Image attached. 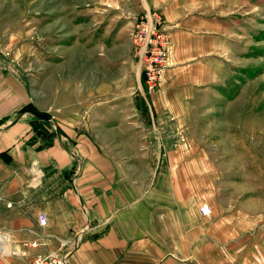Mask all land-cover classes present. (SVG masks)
<instances>
[{"label": "rangeland", "instance_id": "374dc122", "mask_svg": "<svg viewBox=\"0 0 264 264\" xmlns=\"http://www.w3.org/2000/svg\"><path fill=\"white\" fill-rule=\"evenodd\" d=\"M208 1L228 20L221 49L167 74L171 50L146 96L133 37L146 16L140 0H0V69L18 71L31 97L18 114L47 119L60 141L45 149L71 157L57 166L0 155V229L22 252L45 251L24 249L39 239L61 247V233L38 216L52 194L55 211L66 198L65 218L75 214L71 183L84 140L93 149L101 135L150 193L161 189L178 203L176 217L203 236L200 264H264V0Z\"/></svg>", "mask_w": 264, "mask_h": 264}, {"label": "crops", "instance_id": "0c3cea01", "mask_svg": "<svg viewBox=\"0 0 264 264\" xmlns=\"http://www.w3.org/2000/svg\"><path fill=\"white\" fill-rule=\"evenodd\" d=\"M208 2L140 0L142 12L145 15L157 12L163 29L171 34L173 70L167 74L204 61L221 49V35L228 20L222 14H215ZM30 99L21 74L15 69L9 72L0 69V155L5 152L4 157L11 164L15 160L17 164L29 162L28 153L37 163L50 161L67 166L71 162L68 152L45 149L56 139L60 141L52 124L47 126L48 121L36 115V119L27 120L26 113L18 114ZM142 106L136 104L135 108ZM155 106L158 111L163 108L156 103ZM101 121L100 118L97 124L105 125ZM40 130L53 135L52 139L38 137ZM95 138L93 149L91 140H84L83 168L71 183L74 201L70 200V204L75 214L65 218L68 199H57L59 203L55 207L61 208L55 211L50 204L55 200L54 194L45 198V212L41 213H46L51 225L61 233H57L61 247H52L46 239L45 251L26 253L33 257L56 252L68 256L69 264H200L197 241L203 236L187 220L176 217L178 203L161 189L150 193L149 183L135 178L136 171L122 162L123 156L117 155L114 145H106L105 136ZM83 207L88 211L87 216ZM70 247H73L71 251Z\"/></svg>", "mask_w": 264, "mask_h": 264}, {"label": "built area", "instance_id": "2783aa9c", "mask_svg": "<svg viewBox=\"0 0 264 264\" xmlns=\"http://www.w3.org/2000/svg\"><path fill=\"white\" fill-rule=\"evenodd\" d=\"M134 43L136 46V55L144 64L142 77L146 89V96L152 95L160 85L163 72L169 66L170 54L172 50L171 36L162 28V22L158 14L150 13L142 17L136 24L133 33ZM36 181V180H35ZM38 184V181L36 182ZM86 212V207H83ZM208 206L202 207L204 215L210 214ZM38 223L41 227L49 225V217L46 213L38 216ZM43 239L27 242L24 249H37L46 246ZM0 257L5 261L10 257H22L25 264H69L68 256L56 252L39 253L33 257L26 252H22L15 245L12 236L0 229Z\"/></svg>", "mask_w": 264, "mask_h": 264}, {"label": "water", "instance_id": "95a60500", "mask_svg": "<svg viewBox=\"0 0 264 264\" xmlns=\"http://www.w3.org/2000/svg\"><path fill=\"white\" fill-rule=\"evenodd\" d=\"M45 120L47 121V119H45ZM46 125L50 127V122L48 121V124H46ZM37 136L38 137H45L47 139H52V137H53V135H51V134L49 135L43 130L38 131Z\"/></svg>", "mask_w": 264, "mask_h": 264}, {"label": "trees", "instance_id": "16d2710c", "mask_svg": "<svg viewBox=\"0 0 264 264\" xmlns=\"http://www.w3.org/2000/svg\"><path fill=\"white\" fill-rule=\"evenodd\" d=\"M142 81H143V83H144V77H142Z\"/></svg>", "mask_w": 264, "mask_h": 264}, {"label": "bare ground", "instance_id": "6f19581e", "mask_svg": "<svg viewBox=\"0 0 264 264\" xmlns=\"http://www.w3.org/2000/svg\"><path fill=\"white\" fill-rule=\"evenodd\" d=\"M69 254V253H68Z\"/></svg>", "mask_w": 264, "mask_h": 264}]
</instances>
